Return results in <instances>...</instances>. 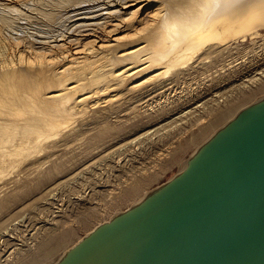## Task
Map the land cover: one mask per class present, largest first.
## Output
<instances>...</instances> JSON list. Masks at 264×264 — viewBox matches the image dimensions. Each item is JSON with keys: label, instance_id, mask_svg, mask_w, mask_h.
Returning a JSON list of instances; mask_svg holds the SVG:
<instances>
[{"label": "bare ground", "instance_id": "1", "mask_svg": "<svg viewBox=\"0 0 264 264\" xmlns=\"http://www.w3.org/2000/svg\"><path fill=\"white\" fill-rule=\"evenodd\" d=\"M76 17L79 18L72 20ZM20 20L26 21V27L30 24L35 33L16 34ZM77 22L80 24L75 25ZM259 27L264 28V0H0V155L11 159L18 149L19 153L29 152L24 149L31 150L39 142L59 136L71 141L88 132L85 127L91 125L99 126L90 133L92 139L116 135L121 128L113 126L110 117L119 105L108 101L121 97L120 90L152 86L147 92L161 86L163 79L180 76L195 60L205 66L218 54L222 56L223 51H228L221 48L224 44L253 35ZM254 56L259 58L254 60ZM254 56L238 67L234 62L219 68L223 74L217 78L234 77L236 83L225 91L212 92L195 108L212 114L206 127L226 116L229 119L196 149L245 107L234 112L238 102L264 87V55ZM257 61L262 65H254ZM101 95L108 97L101 100ZM184 111L183 115L188 113ZM76 117L81 118V123L73 125ZM204 126L187 140L194 142L206 129ZM142 174L145 173H139ZM46 177H51L50 169ZM145 180L143 175L135 176L128 186L122 185L115 199L131 196ZM16 194L15 190L8 199ZM148 194L145 192L129 207L139 204ZM91 216L83 217L80 224ZM8 232L5 229L0 234V243ZM70 232L44 230L36 246L39 251L32 257L20 256L24 248L14 246L13 252L20 249L16 264H33L37 257L49 255L53 243L63 245Z\"/></svg>", "mask_w": 264, "mask_h": 264}, {"label": "rangeland", "instance_id": "2", "mask_svg": "<svg viewBox=\"0 0 264 264\" xmlns=\"http://www.w3.org/2000/svg\"><path fill=\"white\" fill-rule=\"evenodd\" d=\"M77 18L79 17L72 20ZM20 21L16 25L18 28L16 34L23 36L30 32L35 33L30 24L26 27V21ZM22 22L24 24H21ZM71 24L72 22L69 25ZM78 24L80 23H75V25ZM257 31L253 35L249 34L244 38L231 40L226 43L227 45L224 44L225 46L221 48H226L228 51H223L222 56L218 54L213 60L209 58L205 66L198 64L196 60L193 61L180 76L175 78L169 76L168 80L163 79L165 83L161 86L147 92L145 91L152 86L137 91L120 90L118 94L119 96L122 94L121 97L108 101L119 105V109L114 110L110 117L113 126L118 125L121 128L117 131L118 135L92 139L90 133L99 126L91 125L85 127L88 132L71 141L59 136L56 137L57 139H45L31 150L23 148L24 151L29 152L19 153L18 149L11 159L0 155V203L7 198L2 204L3 207L0 208V234L5 229L9 231L4 237L6 240L0 243V264H16L17 252L20 249L13 252L14 246L24 248L20 256H34V253L39 251L36 246L44 230L55 229L56 232L69 230L71 232L63 245H57V242H54V249L49 255L37 257V261L33 263L54 264L66 250L92 228L108 221L115 214L127 210L130 204L145 192L162 185L176 175L196 147L229 119V116H226L221 122L213 126L208 124L206 127L204 125L212 114L209 115L205 110H198L195 107H199L215 92L225 91L236 83L233 80L234 77L232 79L217 78L218 75L223 74L219 70L220 67L234 62L236 66H240L254 57V60H257L259 57L256 58L255 54L264 55V28L259 27ZM255 64L257 67L262 65L259 61ZM246 71L248 72V69ZM238 76L240 77V75L236 77ZM170 79L174 83H170ZM136 96H139L137 102ZM263 96L264 87L238 102L234 112ZM98 97L101 98L102 95ZM107 97L103 96L101 100ZM151 106L154 107L153 110L144 111ZM184 110L188 113L183 115ZM77 121L73 125L81 123V120ZM203 126L206 129H203L201 136H198L194 142L187 140L192 132L200 133ZM160 131L161 133L158 134ZM49 169L51 177L47 178L46 172ZM141 172L145 173L142 175L146 178L143 185L131 196L116 200V195L123 188L122 185L128 186L135 176H142L139 175ZM15 190L17 194L8 199ZM89 206L94 210H91ZM59 210L60 212H57ZM89 214H92L90 219L80 224V220Z\"/></svg>", "mask_w": 264, "mask_h": 264}, {"label": "water", "instance_id": "3", "mask_svg": "<svg viewBox=\"0 0 264 264\" xmlns=\"http://www.w3.org/2000/svg\"><path fill=\"white\" fill-rule=\"evenodd\" d=\"M195 151L54 264H264V96Z\"/></svg>", "mask_w": 264, "mask_h": 264}]
</instances>
